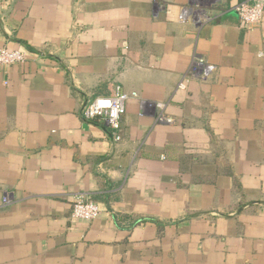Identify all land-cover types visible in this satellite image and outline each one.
I'll return each mask as SVG.
<instances>
[{
	"label": "crops",
	"instance_id": "1",
	"mask_svg": "<svg viewBox=\"0 0 264 264\" xmlns=\"http://www.w3.org/2000/svg\"><path fill=\"white\" fill-rule=\"evenodd\" d=\"M239 1L0 0L26 53L0 66V264H264V13ZM116 85L119 140L82 115Z\"/></svg>",
	"mask_w": 264,
	"mask_h": 264
},
{
	"label": "built area",
	"instance_id": "2",
	"mask_svg": "<svg viewBox=\"0 0 264 264\" xmlns=\"http://www.w3.org/2000/svg\"><path fill=\"white\" fill-rule=\"evenodd\" d=\"M235 11L242 25L254 26L262 20L264 0H241L235 6ZM25 61L26 53L24 51L0 47V66L7 67ZM128 97L122 88L116 85L110 95L97 96L87 102L82 110V115L86 120L101 118L107 128L114 133V138L119 140V129ZM100 211L98 203L83 194L74 196L72 200L71 216L75 219L90 221L95 219Z\"/></svg>",
	"mask_w": 264,
	"mask_h": 264
},
{
	"label": "rangeland",
	"instance_id": "3",
	"mask_svg": "<svg viewBox=\"0 0 264 264\" xmlns=\"http://www.w3.org/2000/svg\"><path fill=\"white\" fill-rule=\"evenodd\" d=\"M200 16H198V18H199ZM203 20V19H202ZM211 69V67L209 68L208 66H202V65H194L193 64V67H192V70H194V72L196 73V75L193 73H190V78H191V76H199V71L200 70H202V72H203V70H205V72H204V75L203 76H199L198 78L199 79H202V78H205L209 73L208 72H206V70H210ZM207 73V74H206ZM190 78H186V80H190ZM184 84H186V82L184 81ZM184 84H182V85H184ZM181 86V85H180ZM183 87V86H182ZM160 119H162V118H160Z\"/></svg>",
	"mask_w": 264,
	"mask_h": 264
}]
</instances>
